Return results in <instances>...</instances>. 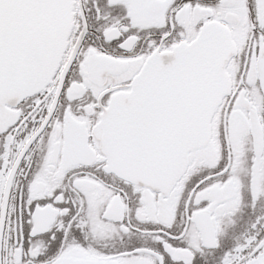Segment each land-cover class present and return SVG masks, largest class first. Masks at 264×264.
I'll return each instance as SVG.
<instances>
[{
    "label": "snow or ice",
    "instance_id": "snow-or-ice-1",
    "mask_svg": "<svg viewBox=\"0 0 264 264\" xmlns=\"http://www.w3.org/2000/svg\"><path fill=\"white\" fill-rule=\"evenodd\" d=\"M0 264H264V0H0Z\"/></svg>",
    "mask_w": 264,
    "mask_h": 264
}]
</instances>
